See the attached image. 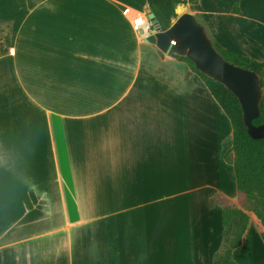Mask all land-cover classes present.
<instances>
[{"label":"crops","instance_id":"obj_1","mask_svg":"<svg viewBox=\"0 0 264 264\" xmlns=\"http://www.w3.org/2000/svg\"><path fill=\"white\" fill-rule=\"evenodd\" d=\"M263 5L197 0L176 14L202 17L224 49L264 63V19L253 14ZM126 9L151 13L147 0H0L11 26L0 264H214L222 200L249 217L236 264H264L230 119L187 63L133 31Z\"/></svg>","mask_w":264,"mask_h":264},{"label":"trees","instance_id":"obj_2","mask_svg":"<svg viewBox=\"0 0 264 264\" xmlns=\"http://www.w3.org/2000/svg\"><path fill=\"white\" fill-rule=\"evenodd\" d=\"M151 13L155 15V31H166L173 19L177 18L176 7L179 4L196 3L197 0H147ZM237 11V9L235 10ZM203 25V24H201ZM0 56L10 52L11 26L0 24ZM6 30V32H4ZM211 41L218 53L228 62L254 71L260 77V85L264 87V63H260L224 49L213 38ZM189 65L216 99L233 126L235 155L233 162L238 190L248 199H257V205L251 208L264 225V140L252 139L244 123L243 110L237 97L223 84L198 71L193 61L187 57L174 55ZM261 115L254 120L255 125L264 123V102H260ZM224 241L220 252L215 255L214 264H236L234 252L242 245L243 236L249 224L248 215L232 207L223 208ZM264 241V233H262Z\"/></svg>","mask_w":264,"mask_h":264},{"label":"water","instance_id":"obj_3","mask_svg":"<svg viewBox=\"0 0 264 264\" xmlns=\"http://www.w3.org/2000/svg\"><path fill=\"white\" fill-rule=\"evenodd\" d=\"M148 17L155 25V15L150 13ZM146 40L165 54L191 59L198 71L228 88L239 100L249 136L254 140H264V123L254 124L261 115L260 77L254 71L226 61L194 15L184 13L178 16L169 29L156 31Z\"/></svg>","mask_w":264,"mask_h":264},{"label":"rangeland","instance_id":"obj_4","mask_svg":"<svg viewBox=\"0 0 264 264\" xmlns=\"http://www.w3.org/2000/svg\"><path fill=\"white\" fill-rule=\"evenodd\" d=\"M254 15L255 16H257V17H261V18H263L264 19V5H263V7L262 8H260V9H258L257 7H255L254 8ZM178 16H180V14H177V17ZM196 17V20H197V22L199 23V24H203L202 26L204 27V29H205V31H206V33H207V35H208V37L210 38H213L214 39V37L212 36V34H211V29L209 28V26L205 23V21H204V19L202 18V17H200V16H195ZM212 19V21H213V23H215L217 26H219V24H220V19L218 18V16H214V17H212L211 18ZM1 30H3L2 28H0V31ZM4 32H6V30H4ZM211 40V39H210ZM215 40V39H214ZM216 41V40H215ZM261 101H263L264 102V87L262 88V99H261ZM230 160H232L233 162H234V160H235V155L232 153L231 155H230ZM243 204H242V206L245 208V209H247V210H249V211H251V208L254 206V205H257V199H248L247 198V196L243 193ZM222 200V199H221ZM222 202H223V204H225L226 206H228V207H232V208H236V206H232V205H230V204H228L227 202H225V201H223L222 200Z\"/></svg>","mask_w":264,"mask_h":264},{"label":"built area","instance_id":"obj_5","mask_svg":"<svg viewBox=\"0 0 264 264\" xmlns=\"http://www.w3.org/2000/svg\"><path fill=\"white\" fill-rule=\"evenodd\" d=\"M124 14L131 16L132 29L140 34L143 39H147L151 34L156 31L153 29V24L149 20L148 15L135 12L131 9H126ZM174 44V42H172Z\"/></svg>","mask_w":264,"mask_h":264},{"label":"bare ground","instance_id":"obj_6","mask_svg":"<svg viewBox=\"0 0 264 264\" xmlns=\"http://www.w3.org/2000/svg\"><path fill=\"white\" fill-rule=\"evenodd\" d=\"M177 13H178V14H183V13H184V8L179 7V8L177 9Z\"/></svg>","mask_w":264,"mask_h":264},{"label":"clouds","instance_id":"obj_7","mask_svg":"<svg viewBox=\"0 0 264 264\" xmlns=\"http://www.w3.org/2000/svg\"><path fill=\"white\" fill-rule=\"evenodd\" d=\"M175 43V42H174Z\"/></svg>","mask_w":264,"mask_h":264}]
</instances>
